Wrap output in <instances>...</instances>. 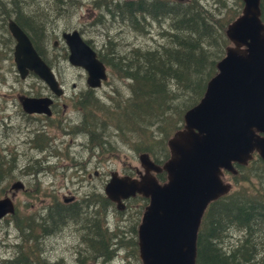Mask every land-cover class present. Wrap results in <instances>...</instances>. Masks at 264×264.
Masks as SVG:
<instances>
[{
  "label": "rangeland",
  "instance_id": "374dc122",
  "mask_svg": "<svg viewBox=\"0 0 264 264\" xmlns=\"http://www.w3.org/2000/svg\"><path fill=\"white\" fill-rule=\"evenodd\" d=\"M1 1L3 2L0 3V54H2L0 64L10 70L3 74L4 81L0 79V114L5 116L0 124V198L4 196L5 191L11 188L14 182L22 181L24 189L18 190L14 198L19 218L33 216L37 219L40 217L45 220V223L37 230L38 232L27 229L18 231L12 216L3 218L0 221V259L14 256L16 244L22 242L40 251V257L44 260L40 264H46L45 259L49 264H97L92 260L86 261L87 258L93 256L100 264H125L124 261L127 260V256L131 257L132 254L131 256L126 254L125 250L129 246L127 247L121 234L115 233L116 228L111 216L99 219L96 215L94 216L95 219L93 218L89 222L86 218L87 214L84 213L82 208L66 209L63 207L59 210L70 212L64 219L65 223L60 225L58 229L55 220L57 211H59L57 207L60 205H55L52 202V195H56L57 200L60 198L62 200L63 196H67L77 200L93 198L95 203H98L101 194L97 193V189L92 192V189L98 183V179L110 178V172L112 171L123 175L125 170L128 171L135 166L139 170H143L139 162L137 148L134 149L129 142L125 144L124 140L121 141V136L118 138L117 135L119 134L114 129L104 133L101 137L100 133L89 127L90 123L79 121L81 113L76 110V100L80 95L79 93L86 90V72L83 68H79L80 66H72L68 62V47L61 34L65 31L77 29L84 39L88 41L91 39L95 42L96 50L104 55L108 63L118 62V58L128 62L129 59L120 56L125 55L127 52H134L132 48L138 46L155 49L164 42V39L160 38V34L168 27L169 20L159 23L147 18L146 22H151L147 26L150 29L149 33L135 35L132 31L127 32L124 25L117 24V22L122 21L111 19L108 15L102 16V21L96 19L98 14L105 13V11L94 7L95 0H80V5H75L77 0H71L73 3L71 8L59 4L56 9L51 10L49 22L46 18L45 7L52 0H15L19 3L18 5L22 6V14H25L26 17H35L39 21L24 23H37L38 25L35 24L37 28L40 29L41 27L42 31L44 29L47 31V38L37 42L38 48L40 52H43L44 60L57 73L66 88L65 96L61 98L59 103L68 106L64 108L61 105L54 117L48 118L46 121L36 122L32 120L35 118H27L21 114L22 110L20 105L17 104L15 96L18 92L32 91L35 85L38 87L41 82H39L37 75L38 78L32 75L27 80L19 77L13 62L12 51H9L7 56L3 57V54L7 51V43L1 37V25L3 20L9 16L10 10L8 3L5 2H8V0ZM220 1L224 2V5L226 3V9L237 5V0ZM198 2L206 5L203 8L207 10L208 7L210 12L217 13L216 9H222L218 0H198ZM58 8L61 9V13L57 14ZM40 9L42 17L38 12ZM223 10L225 9L223 8ZM92 22L116 23L113 26L98 23V25L94 24L91 27ZM106 32L112 37L116 35L122 39L120 45L115 48L116 51L119 50V56L109 53L107 48L112 49L114 44L107 43L109 38H107ZM57 40L58 43L54 46ZM110 42H116V39L110 38ZM55 55L62 58L55 61ZM115 56L116 59L112 60ZM114 69L120 70L115 67ZM163 78L164 80L161 77L158 79L163 83L168 80H166L167 77ZM109 80H111L112 85L104 83L95 93V96L100 98V102L105 105L115 103L123 105L125 102H130L127 98L129 92L128 82L116 77L112 70L109 71ZM34 83L35 85H33ZM73 84L76 86L72 87ZM114 85L118 88L116 93L111 91ZM107 93L109 97H106ZM84 98L86 99V97ZM89 99L92 100L91 97ZM109 135H111V140L117 149L105 147L104 137ZM82 143H86L85 148L81 146ZM40 145L44 147L41 148ZM155 149L157 150V147ZM100 150H105L101 161H97L95 157L93 159L103 164V166L92 165L91 168L84 169L83 165H87L86 158L90 152L97 155ZM150 156L154 158V155L150 154ZM94 169L99 172V176L93 174L92 178L89 179L88 174H92ZM255 178L252 177L251 182L248 183L239 177L235 182V178L231 174H225L224 180L230 182L232 189L235 190L239 186L251 187L253 184L258 185V180ZM81 219L85 220L87 226L84 232L78 236L79 231L76 230V227H79L77 225L79 222H76ZM231 237L233 236L227 237L228 243ZM247 239V248L252 251L254 244L264 240V227L252 228V232L249 233ZM108 255H110V259L105 261L104 259H107ZM84 260L85 262L81 263ZM131 260L128 264H141L140 259L131 258Z\"/></svg>",
  "mask_w": 264,
  "mask_h": 264
},
{
  "label": "water",
  "instance_id": "95a60500",
  "mask_svg": "<svg viewBox=\"0 0 264 264\" xmlns=\"http://www.w3.org/2000/svg\"><path fill=\"white\" fill-rule=\"evenodd\" d=\"M241 14L226 27L232 43L217 62V72L201 99L183 114V127L167 141L170 156L162 165L147 153L139 155L144 168L140 177L112 172L106 196L118 204L136 194L148 198L138 227V250L142 264H196L197 236L208 205L228 193L231 184L224 171L237 173L253 153L264 161V23L260 0H242ZM16 40L13 58L21 77L33 71L56 94L59 83L51 67L13 20L8 21ZM68 60L82 67L91 87L107 80L106 67L96 51L74 29L63 32ZM49 97H24L28 113L51 114ZM165 171L159 183L152 172ZM14 182L11 189L23 188ZM14 193L0 198V220L15 213Z\"/></svg>",
  "mask_w": 264,
  "mask_h": 264
},
{
  "label": "trees",
  "instance_id": "16d2710c",
  "mask_svg": "<svg viewBox=\"0 0 264 264\" xmlns=\"http://www.w3.org/2000/svg\"><path fill=\"white\" fill-rule=\"evenodd\" d=\"M218 1L222 9H216L217 13H214L210 12L208 7L205 10L203 7L206 5L198 0H95L94 7L105 11L98 14L96 19L102 21V16L108 15L111 19L122 21L117 24L124 25L127 32L132 31L135 35L149 33L147 26L151 22H146L147 18L159 23L169 20V23L160 34V38L164 39L161 45L155 49L138 46L132 48L134 52L120 56L129 59L128 62L118 58V62L108 63L99 52V59L109 65L115 76L128 82L127 98L130 102L123 105H100L99 97L90 96L96 110L94 121L89 127L101 135L114 129L122 140L129 142L138 152L154 155L153 159L158 164L166 160L169 156L167 140L183 127V114L201 99L208 80L217 72V62L224 56L226 47L231 45L225 30L240 14L243 1L237 0V5L229 9H226V3L224 5V2ZM2 2L0 0V3ZM5 2L8 3L10 11L3 22H7L9 18H14L21 25L24 22H39L35 17L22 14V6L15 0ZM59 4L73 7L71 0L49 1L45 7L48 22L51 19V10L56 9ZM75 5H80V0H77ZM61 9H57V14L61 13ZM38 12L42 17L41 9ZM98 23L113 26L116 22H92L90 26ZM35 24L38 25L33 23ZM106 36L109 38L107 43L114 44L112 49L107 48L109 53L119 56V50L116 51L115 48L120 45L122 39L112 37L108 32ZM110 38L118 39L116 42H110ZM113 59L115 60L116 56ZM113 66L120 70L114 69ZM160 77L163 80V77H167L168 80L163 83L159 81ZM83 105H86L88 110L89 102L79 106ZM156 147L157 150H154ZM236 168L237 174L232 175L235 182L241 177L250 183L251 178L256 177L258 185L231 189L208 205L198 231L196 264H264V240L254 244L252 251H249L246 244L252 228L264 227V161L256 154L248 164H236ZM157 178L160 181L166 180L165 172L157 174ZM51 197L55 205H60L57 210L67 205L57 200L56 195ZM68 212L57 211V219L54 218L58 229L65 223L64 219L70 213ZM12 217L18 231L27 229L38 232L45 223L40 217L36 219L29 216L20 219L17 207ZM230 235L233 237L228 243L227 237ZM15 247L14 256L0 259V264H40L44 261L35 247L22 242L17 243ZM93 257L87 258L86 261L92 260L100 264ZM109 257L110 255L104 260L108 261ZM131 258L139 260L138 250L134 253V258L131 256L130 260ZM84 262L85 260L81 263ZM45 263L49 264L46 259ZM124 263L128 264L127 261Z\"/></svg>",
  "mask_w": 264,
  "mask_h": 264
},
{
  "label": "flooded vegetation",
  "instance_id": "af4514ba",
  "mask_svg": "<svg viewBox=\"0 0 264 264\" xmlns=\"http://www.w3.org/2000/svg\"><path fill=\"white\" fill-rule=\"evenodd\" d=\"M260 18H261L262 22L264 23V0H260ZM8 23L9 22H2V25H1L2 26V28H1L2 36L1 37H3L7 43V51L4 49V51H6V52L3 54V57H6L7 53L9 51H12V58H13V52H14V46L16 44V40L10 32ZM17 25L27 35V37L30 39L32 45L34 46V48L36 49L38 54L42 57V59H44L43 52L39 51L37 42L43 41L45 38H47V31L45 29H44V31H42V28L40 26H39L40 27V29H39V28H37V26H35L33 24L23 23L21 25V24L17 23ZM61 37H62V34H61ZM113 37H116V35H114ZM118 38H116V40ZM57 43H58V40L54 46H56ZM88 44L96 51L97 57H98L99 52L95 48V42L90 39ZM65 54H66V52H65ZM56 55H55V61H58L60 58H62V57H59ZM67 55H68V52H67ZM0 56H2V54H0ZM13 62H14V58H13ZM102 62L106 67V72L108 75L107 81H105V83L112 85L111 80H109V71H111V68L104 61H102ZM14 64H15V62H14ZM15 67H16V64H15ZM79 68H81V67H79ZM9 70L10 69L8 67H4L2 64H0V79H2L4 81L3 74H5L6 72H9ZM16 70H17V67H16ZM52 70H53V68H52ZM17 74L23 80H27L32 75L35 76L36 78H38L35 75V73L32 71H28V73L25 75V77H21L18 70H17ZM54 74H55L56 79L59 83V86L61 89V94L56 95L47 86V84L43 80H41L40 78H38V80L41 83H39L40 85L38 87L34 83L33 85H35V87L32 89V91L28 90V91H24V92H18L16 94L15 98L17 100V104H19L21 107V110H22L21 114L23 116H25L27 118H35L32 120H35L36 122H39V121L41 122L43 120L46 121V120H48V118L54 117V115L58 113V107L59 106L63 105L64 108H66L68 106L67 104H60L59 103L61 98L65 96L66 88L63 85V82L61 81V79L58 77L57 73L54 72ZM85 81H86V88H85L86 90L79 93L80 95L76 100V106H77L76 110L77 111L79 110L81 113L80 114L81 117H80L79 121L85 122V118H87L86 122L91 123V122H93L92 120L94 119V114H95L96 108H94V103H91L92 100L89 99L90 98L89 96L95 95L96 91H98V89H100L102 86L95 88V87H91L90 85H88L87 74H86V80ZM102 85H104V84H102ZM75 86H76L75 84L72 85V87H75ZM117 90H118V88H116V86L114 85V87L112 88L111 91L116 93ZM26 96L35 97V98H39V97L51 98L52 103L49 105L51 114L47 115L45 113H28V112H26L22 106V99ZM107 96H108V93L106 94V97ZM84 97H86V99ZM86 102H89L88 110L86 108V105L79 106V105H82ZM99 104L101 105L102 103H99ZM86 111L88 114L86 113ZM100 116H102V115H100ZM4 117H5L4 115L0 114V124L3 121ZM66 132H68V131H66ZM117 136L119 138V135H117ZM101 137H103V135H101ZM104 138H105V144H106L105 147H107V148L109 147L111 149L113 147V148L117 149L116 145L111 140V138H112L111 135H109L108 137H104ZM120 140L123 141L122 137H120ZM124 143L126 144V141ZM81 146L83 148H85L86 143H82ZM104 152H105V150H100V153L97 155H95L94 152H90L89 156L86 158L88 163L86 166H83V167L85 169L86 168L88 169L92 165L102 167L103 164H101L99 162L101 161V157L103 156ZM137 153H138V151H137ZM140 154H141V152H139L138 157ZM94 157L99 162L94 160L93 159ZM153 161L156 162L154 159H153ZM140 165H141V163H140ZM112 172H114V171H112ZM112 172H110V176H111ZM124 172H125V174H123V175H128L130 177L137 178V177L141 176V174L144 172V169L139 170L137 168V166H135L134 168H130V170H128V171L125 170ZM93 174L95 176H99V172L94 169V172L92 174H90V173L88 174L89 179L92 178ZM157 174H159V173L154 172L155 176H157ZM109 179L110 178L98 179L97 185H95L94 188L92 189V192H95L96 191L95 189H97L98 190L97 193L101 194V196L99 197L100 199L97 201L98 203H95V201H94L95 199H93V198L89 199V200H86L85 198L77 200L76 198H73V197L63 196L62 200H61V198L59 200H61L65 204H67L65 206L66 209H71L73 207L74 208H78V207L82 208L84 210V212L87 214L86 218L89 220V222L93 218H95L94 216H96V215L98 216L99 219L102 217H105V216H111L113 219V223L115 225V228H116L115 233L121 234L122 237L124 238L125 242H126L127 247L129 246L125 250L126 254H129V256H131V254H132V256L134 257V253L137 252V250H138V227H139V224L141 222V218H142V214L144 212V209H145L146 205L148 204L149 200H148V198L143 197L140 194H136V195L131 196L127 199H124L122 201L121 207L119 208L118 204L116 202L111 201L105 194L104 189H105V186H106L107 182L109 181ZM164 182H165V180L161 181V183H164ZM12 191L13 190L11 188H9L7 191H5L4 196L6 194H10V192H12ZM100 207H101V209H100ZM76 223H78L77 225L79 226L78 228L76 227V230L79 231V234H78V236H79V235H81L82 232H84V229L87 225H86L84 219H81L80 221H77ZM126 261L131 262L130 257H128Z\"/></svg>",
  "mask_w": 264,
  "mask_h": 264
},
{
  "label": "bare ground",
  "instance_id": "6f19581e",
  "mask_svg": "<svg viewBox=\"0 0 264 264\" xmlns=\"http://www.w3.org/2000/svg\"><path fill=\"white\" fill-rule=\"evenodd\" d=\"M193 3H194V2H193ZM23 4H24V3H23ZM240 14H241V13H240ZM10 20L15 21L14 19H10ZM15 23L17 24L18 22L15 21ZM55 43H56V42H55ZM130 53H131V52H130ZM116 67H117V66H116ZM4 80H5V79H4ZM98 148H99V147H98ZM98 148H97V149H98ZM93 150H94V149H93ZM96 151H97V150H96ZM96 151H95V152H96ZM135 151H136V150H135ZM17 162H18V161H17ZM83 166H84V165H83ZM6 167H7V166H6ZM84 169H85V168H84ZM156 179L158 180L157 176H156ZM166 179H167V178H166ZM165 181H166V180H165ZM18 182L23 183L22 181H18ZM158 182L161 183L160 180H158ZM23 184H24V183H23ZM91 210H92V209H91ZM62 211H63V210H62ZM84 213H85V212H84ZM57 215H58V214H57ZM63 216H64V215H63ZM56 218H57V217H56ZM83 218H84V217H83ZM94 219H95V218H94ZM67 220H68V219H67ZM49 221H50V220H49ZM85 223H86V222H85ZM48 226H49V225H48ZM104 227H105V226H104ZM107 235H108V234H107ZM114 239H115V238H114ZM124 241H125V240H124ZM119 248H120V247H119ZM42 249H43V248H42ZM88 249H89V248H88ZM122 250H123V249H122ZM81 253H82V252H81ZM79 255H80V254H79ZM101 261H102V260H101Z\"/></svg>",
  "mask_w": 264,
  "mask_h": 264
}]
</instances>
